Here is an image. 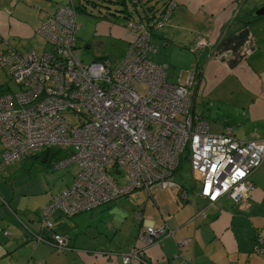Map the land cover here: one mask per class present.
<instances>
[{"label":"built area","instance_id":"1","mask_svg":"<svg viewBox=\"0 0 264 264\" xmlns=\"http://www.w3.org/2000/svg\"><path fill=\"white\" fill-rule=\"evenodd\" d=\"M174 5L167 4L152 30L167 21ZM127 27L135 39L117 63L80 59L79 27L69 5H59L37 29L48 50L0 49V67H8L17 85L15 91L0 93L4 163L48 150L51 157L58 154L48 157L53 168L77 165L71 183L43 208L41 228H52L49 217L54 211L73 216L120 196L130 197L136 188H173L172 176L185 163L192 178L195 172L200 178L193 196L210 203L225 195L238 204L254 190L251 174L264 162V139L243 142L230 131L211 133L206 121L192 113L194 71L175 84L169 82L167 65L149 58L156 51L151 30L136 23ZM204 45L202 40L198 43ZM137 86L144 88L143 93ZM67 113L76 117V125L65 118ZM121 176L127 179L124 184L119 183ZM179 196L184 199V191ZM136 215L142 218L141 213ZM30 236L47 240L58 250L69 247L66 237L55 232L50 239ZM162 236L173 238V231L144 224L135 244L119 254L122 264H150L144 260L145 249ZM191 242L183 238L178 244ZM255 250L264 251V241L258 240Z\"/></svg>","mask_w":264,"mask_h":264},{"label":"crops","instance_id":"2","mask_svg":"<svg viewBox=\"0 0 264 264\" xmlns=\"http://www.w3.org/2000/svg\"><path fill=\"white\" fill-rule=\"evenodd\" d=\"M62 1L0 0V49L18 50L21 46L22 53L48 50L37 29L64 4ZM262 6L264 0H176L165 24L153 30L151 36L156 51L149 58L167 65L169 82L177 83L188 69L194 71L199 65L200 78L191 91L193 114L206 121L211 133L230 131L243 142L264 139V16L252 15ZM197 39L205 45L190 52ZM99 57L102 56L96 54L93 59ZM3 152L0 142V264H122L119 254L127 252L135 239L121 236L125 223L117 217L121 212L136 209L141 210L142 216L144 205L139 208L131 200L138 191H146L151 198L155 186L148 191L133 190L128 198L120 196L101 205L110 209L112 220L88 224L89 234L70 236L56 229L63 226L60 221L59 224L52 221V231L64 235L69 245L58 250L51 242L28 235L14 214L33 233L49 235L52 231L41 230L37 223L43 210L39 208L68 186L75 173L69 183L49 194L48 178L23 179L12 171L14 166L7 165L13 161L4 163ZM43 156L37 154L15 161L19 166L27 158L45 164ZM251 180L254 190L238 204L225 195L210 203L193 196V190H185L182 199L179 188L175 192L157 188L156 200L154 197L152 200L162 209L156 208L151 217L138 220L137 232L144 224L165 226L173 231L174 237L162 236L146 247L145 257L150 264H264V251L255 250L257 241H264V162L252 172ZM26 195L37 197L22 201ZM191 198L193 204L189 203ZM164 199L170 200L169 207L163 206ZM99 207L90 212L101 210ZM55 212L58 211L50 218ZM62 215L58 212L54 220ZM183 238H190L191 244L179 245Z\"/></svg>","mask_w":264,"mask_h":264},{"label":"rangeland","instance_id":"3","mask_svg":"<svg viewBox=\"0 0 264 264\" xmlns=\"http://www.w3.org/2000/svg\"><path fill=\"white\" fill-rule=\"evenodd\" d=\"M68 0H63L62 3L67 2ZM76 3V1H75ZM131 8V7H130ZM113 8H111L112 11ZM132 9V8H131ZM77 25L79 26V31L77 32V40H76V53L80 57V59L84 63H90L94 59L93 57L96 54L101 55L102 57H107L112 61V63H117L121 60L123 54L127 51L129 47V41L134 42V34L131 33L129 28L127 27V19L123 17V15H112L106 12L105 8H101L99 11L98 8H93L87 6L86 12L80 11L77 15ZM201 40L197 39L195 43L190 48V52H193L197 49L198 43ZM41 43V41H40ZM86 46H90V49H86ZM26 47V46H25ZM21 49V46L18 47ZM48 48H50L48 46ZM18 49V50H19ZM26 50V49H24ZM20 51V50H19ZM98 51V52H97ZM23 52V50H22ZM101 53V54H100ZM194 60L190 62L193 63ZM186 71V70H185ZM193 69H188L185 72L184 77H186ZM8 89L15 91L17 89V85L14 80L11 78L8 72V67H0V92L7 91ZM137 90L140 93H143L144 88L142 86H137ZM65 118L70 121V123L76 125L77 120L76 117L72 114H65ZM61 155L64 153L62 151H58ZM19 159V158H18ZM17 159V160H18ZM16 160V159H15ZM13 161L12 163L7 164L8 166H14L12 171H17L18 176L21 175L23 179L27 177L37 176L45 180L48 178V193L50 194L59 189L61 186H65V183H69L71 181L72 176L74 173L77 172V165L71 164L69 166L63 168H53L52 165L48 166L47 164H41L39 161H32L30 158L23 159L25 164L23 166L18 165V161ZM43 166H47L46 168ZM172 179L175 181L176 186L173 188H168L166 192H175L180 186L187 191H191L193 188L194 190H198L199 188V174L195 172L194 178H192L190 167L187 163H185L179 171L173 174ZM194 179V180H193ZM126 177L122 176L119 178V183L124 184L126 182ZM194 181V182H193ZM153 188V187H152ZM157 188L151 190L152 197H147L146 191H138L134 198H132L131 202L133 205H138L139 208L143 207L142 218L145 220L151 217V213L156 212L157 209H162L161 206L157 205V202H153V197H155V190ZM140 189V188H136ZM134 189V190H136ZM170 189V190H169ZM146 190V189H145ZM61 191V190H58ZM192 194V193H191ZM29 197H37V196H23L22 201H27ZM126 197V196H122ZM128 198V197H127ZM165 204L163 206L169 207L171 202L169 199H164ZM189 203L193 204L192 198L189 199ZM48 204V203H47ZM40 207V204H38ZM45 206L39 208L41 211ZM99 208H102L100 206ZM137 213H141L140 209H136L133 212H121L117 217L120 221L125 223V230H122L121 236H130L134 240L137 235V228H138V220ZM56 212L54 213V215ZM52 215L49 219L53 221L55 224L60 221L63 226H57V230H63V232H67L70 236L77 235H84L89 234L87 231V225H97L99 221L103 223L112 220V214L110 213V209L106 207L102 208L101 210H93V211H85L81 212L77 215L72 217H65L62 215L57 220H54V216ZM16 220L20 223V225L26 230V232L30 233L31 231L29 228L21 221L19 218L16 217ZM78 218H80L79 221ZM39 224V220H37ZM59 224V222H58ZM110 235V234H109ZM135 242V240H134ZM116 252V251H114Z\"/></svg>","mask_w":264,"mask_h":264},{"label":"trees","instance_id":"4","mask_svg":"<svg viewBox=\"0 0 264 264\" xmlns=\"http://www.w3.org/2000/svg\"><path fill=\"white\" fill-rule=\"evenodd\" d=\"M75 1H76V3H75ZM171 1H174L175 5H176V0H68L66 3L60 4V5H69L74 10V12L76 13V20H77V15L80 11L86 12L87 6H90L93 8H98L99 11H101V8H105L106 12L108 14H112V15H120L121 14V15H123V17H125L127 19V21H126L127 25L129 23H136L138 25L143 24L149 30H151V35H152L153 24H155L158 20L162 19L165 7ZM175 5H174V8H175ZM111 8H113L112 11H111ZM78 31H79V28H78ZM76 40H77V36H76ZM102 59H104V57L98 58V60H102ZM198 70H199V65L194 69V74L196 76L195 77L196 82L200 78ZM192 113H193V111H192ZM57 156H58V154L56 156L55 155L52 156L51 158H53V157L55 158ZM49 158L46 160L45 164L50 162L49 164L52 165V161ZM155 187H157V186H155ZM181 191H185L183 186L179 187L178 195L180 194ZM40 229L44 230L45 228L40 227ZM46 230H48V229H46ZM50 231H52V228L50 229ZM35 235H40L43 238L46 237L47 239H50L51 233L47 236H44L41 234V232H39V233L35 232ZM144 260L149 262L147 257H145Z\"/></svg>","mask_w":264,"mask_h":264},{"label":"water","instance_id":"5","mask_svg":"<svg viewBox=\"0 0 264 264\" xmlns=\"http://www.w3.org/2000/svg\"><path fill=\"white\" fill-rule=\"evenodd\" d=\"M254 17L256 16H264V6H262V7H260V8H258L257 10H255L254 12H253V14H252ZM50 156V154H49V151L48 150H46L45 152H44V156H43V162H45L47 159H48V157ZM51 157V156H50ZM29 234V233H28ZM31 234H35V233H33L32 231L30 232V234L29 235H31Z\"/></svg>","mask_w":264,"mask_h":264},{"label":"bare ground","instance_id":"6","mask_svg":"<svg viewBox=\"0 0 264 264\" xmlns=\"http://www.w3.org/2000/svg\"><path fill=\"white\" fill-rule=\"evenodd\" d=\"M196 77V76H195ZM252 181V180H251ZM253 183V182H252Z\"/></svg>","mask_w":264,"mask_h":264}]
</instances>
